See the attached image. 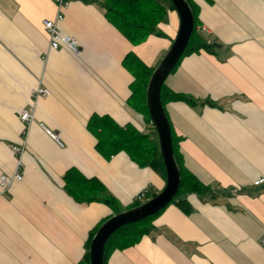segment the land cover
Masks as SVG:
<instances>
[{
    "label": "crops",
    "instance_id": "obj_1",
    "mask_svg": "<svg viewBox=\"0 0 264 264\" xmlns=\"http://www.w3.org/2000/svg\"><path fill=\"white\" fill-rule=\"evenodd\" d=\"M67 1L59 30L78 41L80 56L50 49L43 22L55 18L54 0H0V177L17 168L12 148L24 150L23 180L0 196V264H85L90 234L114 212L75 202L64 182L71 169L101 182L122 211L144 189L158 194L166 185L126 153L99 152L88 123L109 116L146 130L128 103L134 78L123 60L133 52L156 69L178 34V14L170 0L159 1L167 8L158 25L164 36L134 46L107 20L101 0ZM194 2L199 32L221 48L180 60L165 86L197 105L173 101L165 111L185 167L220 197L190 195V214L170 204L152 234L106 264H264V186H253L264 178V0ZM39 87L50 94L35 100ZM32 102L34 119L24 124L19 115Z\"/></svg>",
    "mask_w": 264,
    "mask_h": 264
},
{
    "label": "trees",
    "instance_id": "obj_2",
    "mask_svg": "<svg viewBox=\"0 0 264 264\" xmlns=\"http://www.w3.org/2000/svg\"><path fill=\"white\" fill-rule=\"evenodd\" d=\"M186 1L193 12L195 26L184 56L199 54L201 51L217 55L216 50L221 48V46L216 44V42H209L198 31V5L194 0ZM100 4L107 20L132 45L136 46L145 42L151 35L164 36L159 31L158 25L167 14V8L161 5L158 0H101ZM170 9L175 11L172 4L170 5ZM178 64L172 72L177 69ZM123 66L134 78L133 83L130 85L131 96L128 103L137 113L143 116L147 126L152 127V132H142L133 125L122 127L111 117L98 115H93L90 118L88 129L97 139L96 148L102 154L110 157L121 152L126 153L139 167L151 168L166 180V172L160 152L158 136L151 122L146 100L149 80L155 69L146 66L133 52L125 56ZM161 99L164 108L168 103L173 101L186 102L191 106L197 105L195 99L171 92L165 84L162 87ZM170 127L173 139L174 158L181 177L180 190L172 204L175 203L185 214H190L193 210L188 202L190 195L215 200L220 197V194L217 188H211L202 184L185 167L184 159L180 152L179 139L176 137L171 124ZM64 182L66 192L75 202L79 204H91L95 202L106 204L113 209V216L122 212L116 200L107 195L105 186L98 180L87 179L77 170L71 169L65 174ZM151 194L148 196V199L156 195L155 193ZM141 204L134 203L129 209L136 208ZM162 211L154 216L117 230L105 246L104 264L107 263L109 255L114 251H123L136 246L143 237L152 234L155 231L153 223ZM104 222L89 236L86 245L87 253L85 255V264H89L90 243Z\"/></svg>",
    "mask_w": 264,
    "mask_h": 264
},
{
    "label": "water",
    "instance_id": "obj_3",
    "mask_svg": "<svg viewBox=\"0 0 264 264\" xmlns=\"http://www.w3.org/2000/svg\"><path fill=\"white\" fill-rule=\"evenodd\" d=\"M180 19L178 34L167 54L154 70L147 88V107L158 136L166 172L164 189L140 206L112 216L98 229L89 248V264H104L105 246L120 228L137 223L164 210L176 199L181 185L180 171L174 158L170 122L161 99L167 77L184 56L194 32L193 12L186 0H170Z\"/></svg>",
    "mask_w": 264,
    "mask_h": 264
},
{
    "label": "built area",
    "instance_id": "obj_4",
    "mask_svg": "<svg viewBox=\"0 0 264 264\" xmlns=\"http://www.w3.org/2000/svg\"><path fill=\"white\" fill-rule=\"evenodd\" d=\"M56 7H57V14L54 19L52 20H44L43 26L49 38V46L50 49L53 51H57L60 49H66L70 51L75 56H80L82 53L81 46L79 45L78 41L67 35H63L59 30V25L65 19V10L68 8V1L67 0H54ZM198 31L199 30L198 28ZM50 94L49 90L44 87H39L33 93V98L38 100L40 97H48ZM35 107V103L32 102V106L26 110H23L19 117L20 120L24 124L31 123L34 119L33 115V108ZM46 133L55 140L60 146H63L62 142L60 141L59 134H54L50 130L45 129ZM12 151L15 155H17V159L19 160L17 163V168L12 172L10 176L3 175L0 177V196H5L9 194L11 186L15 182H21L23 180V162H22V155L24 153L23 148L14 146ZM254 187H262L264 186V178H260L253 182ZM150 195V188L144 189L134 200L135 203H144L148 200V196ZM262 205L264 207V199L262 200ZM260 246L264 249V232L259 239Z\"/></svg>",
    "mask_w": 264,
    "mask_h": 264
},
{
    "label": "rangeland",
    "instance_id": "obj_5",
    "mask_svg": "<svg viewBox=\"0 0 264 264\" xmlns=\"http://www.w3.org/2000/svg\"><path fill=\"white\" fill-rule=\"evenodd\" d=\"M159 1H161V0H158V2H159ZM144 132H145V133H147V132H152V127H151V126H147V128H146V130H145ZM152 194H153V193H152ZM152 194H151V195H152ZM152 197H153V196H152ZM152 197H151V198H152Z\"/></svg>",
    "mask_w": 264,
    "mask_h": 264
}]
</instances>
